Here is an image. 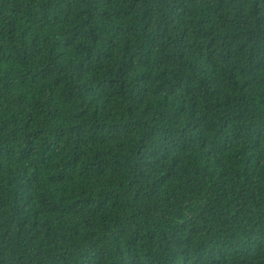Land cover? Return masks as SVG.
I'll return each instance as SVG.
<instances>
[{"label": "trees", "instance_id": "1", "mask_svg": "<svg viewBox=\"0 0 264 264\" xmlns=\"http://www.w3.org/2000/svg\"><path fill=\"white\" fill-rule=\"evenodd\" d=\"M0 264H264V0H0Z\"/></svg>", "mask_w": 264, "mask_h": 264}]
</instances>
